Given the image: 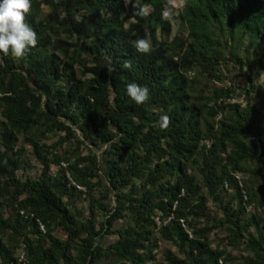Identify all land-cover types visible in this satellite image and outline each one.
<instances>
[{
    "label": "trees",
    "instance_id": "trees-1",
    "mask_svg": "<svg viewBox=\"0 0 264 264\" xmlns=\"http://www.w3.org/2000/svg\"><path fill=\"white\" fill-rule=\"evenodd\" d=\"M135 2L32 0L38 45L0 53V264H26L22 245L27 264H264V0H184L174 43L172 22L143 12L163 1ZM228 62L249 72L245 103L235 85L202 86ZM133 81L150 89L142 105ZM22 140L37 180L20 173Z\"/></svg>",
    "mask_w": 264,
    "mask_h": 264
},
{
    "label": "rangeland",
    "instance_id": "rangeland-1",
    "mask_svg": "<svg viewBox=\"0 0 264 264\" xmlns=\"http://www.w3.org/2000/svg\"><path fill=\"white\" fill-rule=\"evenodd\" d=\"M162 9L161 11L158 8L153 7H147L143 10V12L150 18L152 17V21L155 22L156 20H158V18H163L164 20H170L172 22V30L173 33L172 35L167 38L169 42L174 43V38L176 35H181L184 37H187L188 35V29L187 27L180 23V20H177V17L182 13V10L184 8V0H162ZM145 3V0H136L135 2V7L138 8L139 10H141L140 6ZM125 6H128V4L126 3ZM47 11L45 9L44 13L47 14ZM131 28V27H130ZM158 36L163 38V36H161V31L158 30ZM149 41V40H148ZM149 43L151 44V42L149 41ZM245 44H247V42H245ZM219 77L221 78L220 80H213V79H203L202 82V86H207L209 87V90H213V88L217 87V88H235L234 90H236V98L238 99L239 102L241 103H245V95L243 92V89L248 85V77H249V72L247 70H245L243 73H239L238 69L235 67V65L232 62H228V63H222L219 68ZM196 74V72H191L190 75L194 76ZM197 76V75H196ZM200 82V83H201ZM256 83L257 85H259V90H256L253 93V104L256 105L258 108L263 109L264 106V73H261L260 76L256 79ZM196 93V91H195ZM240 94V95H239ZM64 136V134H60V135H56V136H52L48 141H46L45 143H47L48 145L54 144L55 142H57L59 140L60 137ZM25 143V149L27 150V154H28V158H29V164L30 166L27 167V169H24L22 167V169L20 170V173L24 175V178H32L34 180H37L40 178L43 166L42 164L35 158V156L33 155V149L32 147L24 140H22V143L20 142V145ZM74 146V144H73ZM69 146L68 144H64L63 146H61L59 148V152L61 154H63L66 151H69ZM59 170V166L56 164H52L51 165V169H50V174H56L57 171ZM79 204V208L85 210L88 206L87 201H83L80 200L78 202ZM214 212H216V208L213 209ZM0 212H3L6 215L10 214V209H8V207H6L5 205H1L0 204ZM216 214V213H215ZM217 215V214H216ZM117 227H119V224L117 225ZM55 235H57L60 238H63V236L60 233H55ZM115 235H108L104 238L103 240V244L108 245L111 242H113L115 240ZM213 239L214 241H216V243L213 245L215 246L218 242V237L213 234ZM230 251H232L234 256H241L242 253L240 251L237 250H232L231 248L229 249ZM162 252H163V248H159L157 250V254L159 257L162 256ZM103 264H107L106 262H104Z\"/></svg>",
    "mask_w": 264,
    "mask_h": 264
},
{
    "label": "clouds",
    "instance_id": "clouds-1",
    "mask_svg": "<svg viewBox=\"0 0 264 264\" xmlns=\"http://www.w3.org/2000/svg\"><path fill=\"white\" fill-rule=\"evenodd\" d=\"M31 5L32 0H0V53L23 58L38 45L37 32L25 19ZM134 46L141 53L149 52L151 47L147 39H137ZM124 67L130 68L131 61H126ZM109 70L114 69L110 66ZM126 93L138 105L150 97L149 87L135 81L126 85ZM163 119L167 122L169 118L164 116Z\"/></svg>",
    "mask_w": 264,
    "mask_h": 264
},
{
    "label": "built area",
    "instance_id": "built-area-1",
    "mask_svg": "<svg viewBox=\"0 0 264 264\" xmlns=\"http://www.w3.org/2000/svg\"><path fill=\"white\" fill-rule=\"evenodd\" d=\"M60 167L66 169L67 168V164L63 162ZM71 181H72V184L78 189V191H80L82 193L86 192V188L85 187L77 185L76 182H74L72 179H71ZM20 214H21V216H23L25 218L30 216V214L28 212L22 211V210L20 211ZM182 222L184 223V221H182ZM41 229H42L43 232H45V228L43 226H42ZM21 248H22V250L20 251V254H19L20 260L27 264L28 260L26 259L25 253L23 251V248H25V245H22Z\"/></svg>",
    "mask_w": 264,
    "mask_h": 264
}]
</instances>
